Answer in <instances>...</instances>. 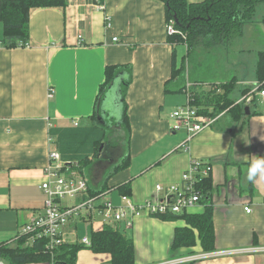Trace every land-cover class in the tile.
<instances>
[{"label":"crops","instance_id":"crops-1","mask_svg":"<svg viewBox=\"0 0 264 264\" xmlns=\"http://www.w3.org/2000/svg\"><path fill=\"white\" fill-rule=\"evenodd\" d=\"M104 3L105 11L92 0H67L65 8L33 10L27 47L6 48L1 43L0 24V244L13 243L20 227L44 208L46 195L41 184L49 152L61 154V141L66 138L73 150H83L86 132H92L99 121L103 126L110 123L95 120L97 99L106 82V68L125 66L131 70L124 92L129 145L126 140L121 143L115 133L99 129L104 133L102 137L100 133V149L95 142L93 149L89 146L86 150L92 152L83 170L90 189L105 183L108 173L128 156V166L111 176L106 186L113 204L122 206L119 186L130 183L127 197L140 207L163 197L157 193V185H181L183 174L194 161L210 162L212 251L216 257L187 264H264V180L249 182L247 178L253 156L264 157V97L258 90L264 81L257 76L259 54L264 52V4L258 7L254 20L245 24L241 37L214 50L199 46L188 55L187 48L184 51L168 42L163 2ZM115 38L118 42H113ZM181 50L187 74L180 83L171 79L174 52L178 66ZM216 51L221 52V60L213 57ZM233 80L236 85L230 98L236 105H244L245 112L249 107L250 115L237 122L227 117V110L213 116L202 114L216 121L189 141L187 132L171 130V116L187 104L190 92H205L203 97L213 91L223 94L221 86ZM121 83L118 79L113 86L120 93ZM246 91L252 93L250 105L243 103ZM208 105L197 108L213 111ZM122 107L123 102L118 110L121 116ZM247 207L251 213L246 212ZM187 212L202 215L205 206L199 204ZM101 221L100 217L74 220L65 231L69 239L81 241L91 231L105 228ZM117 226L133 239L136 264H156L204 250L198 230L184 220L163 221L143 213L134 218L131 229L125 222ZM185 227L193 231L196 243L174 251L176 229ZM234 250L260 251L218 256ZM111 259L110 254L84 249L76 264H111Z\"/></svg>","mask_w":264,"mask_h":264},{"label":"trees","instance_id":"trees-1","mask_svg":"<svg viewBox=\"0 0 264 264\" xmlns=\"http://www.w3.org/2000/svg\"><path fill=\"white\" fill-rule=\"evenodd\" d=\"M164 3L166 9L167 22L174 19L176 28L186 34V39L176 35L168 37V42L176 46L177 44L185 45L188 49V55L193 53L197 47L203 46L210 49L221 44L229 43L230 41L241 37L245 24L254 20L259 6L264 4V0H205L199 3H190L188 0H159ZM67 0H0V24L3 26V38L1 43L8 49L19 47H27L30 42V16L35 9L59 7L65 8ZM186 74V59L182 60L179 66H176V51L173 55V72L172 79L184 81ZM257 76L262 82L264 81V52L259 54L257 64ZM122 80L121 93L122 101L117 102V110L120 109L123 102L122 116L117 113L119 121L113 120L111 123H106V126L101 125L99 121L106 120L110 116L108 112V96L114 89V83ZM131 81V70L125 66H113L106 68V82L101 86L95 109V120L99 121L95 128H91L86 132L88 139L84 140L83 150H73V144H69V140H62L60 147L61 156L67 161H76L80 164V172L84 173L86 163L88 162L92 152H86L89 146L93 149V143L99 144L97 149H100L102 143L101 137L103 132L111 131V133L125 132L126 144L129 145L130 127L126 117V103L124 101L125 88ZM236 81H230L221 86L223 94H215L216 91L202 96L205 92L196 91L190 92L192 105L200 107L213 106V111L199 110L200 114L217 115L227 110V117H231L239 122L241 118L246 116L244 105L235 103L230 98ZM123 88V89H122ZM219 89V88H218ZM249 92H245L248 94ZM205 99V102L203 101ZM105 107V109H104ZM124 113V115H123ZM121 116V118H120ZM111 129H107V128ZM116 129V130H115ZM101 133V137H100ZM112 141L111 143H113ZM67 149V150H66ZM98 156V154L96 155ZM198 170L201 171L205 167H209L211 172L208 177L196 183V186L202 192L201 204L205 206V212L202 215L189 214L187 211L182 214H167L155 215L153 217L163 221L184 220L190 225L191 229H197L200 235V241L204 251H212L214 245V225H213V207L210 205V196L212 189L211 175L212 164L210 162L197 161ZM129 158L124 157L120 164L113 168L108 173L107 180L99 188H91L90 195H97L103 192H108L107 181L116 174L119 170L128 166ZM119 190L123 196L130 195V183L119 186ZM188 227L178 228L175 232V240L173 250L177 251L180 248L194 246L196 243L193 231ZM127 232V231H125ZM121 231L115 226H106L97 231H91L88 238L91 245L85 246L81 241L75 243H67L59 246L53 254L47 251V241L37 240L32 246H25L27 238L23 237L13 243L0 244V259L5 260L9 264H39L51 263L55 264H76L78 253L84 249H90L97 254H110L111 264H136L135 245L130 235Z\"/></svg>","mask_w":264,"mask_h":264},{"label":"built area","instance_id":"built-area-1","mask_svg":"<svg viewBox=\"0 0 264 264\" xmlns=\"http://www.w3.org/2000/svg\"><path fill=\"white\" fill-rule=\"evenodd\" d=\"M93 4L101 11H105L104 0H92ZM107 27L111 26V18L106 17ZM166 33L168 37L176 35L186 39V34L176 28V22L171 19L166 24ZM79 45H82L83 39L80 36ZM113 42H118L115 38ZM264 86H259L260 94L264 97ZM53 95H50L52 97ZM253 102L252 93L248 94L243 103L250 105ZM171 118L174 123L172 131H185L188 133V141L196 134L210 127L216 119L206 117L200 114L199 109L192 105L189 96L185 106L177 108ZM75 126L79 123L75 122ZM186 144V143H185ZM186 149V146H185ZM198 163L194 161L189 171L183 174L181 185H172L164 188L161 185L156 186L157 193L163 197L151 199L147 203L138 207L131 203L127 196L122 197V206H116L109 198V192H103L97 195H90L89 180L84 173L80 172L78 163L63 160L61 154L55 150L49 152V163L44 168L43 174L45 180L41 184V189L46 195L44 208L35 213L29 221L22 225L15 237V241L21 238H27L25 246H32L37 240H46L47 251L51 254L59 246L67 243H75L76 240L68 238L65 228L74 220L89 221L95 217L101 218L104 226H115L118 222H125L126 228L133 227V221L136 216L146 214L153 217L155 215L182 214L191 208L201 204L202 192L196 186L198 181L208 177L211 169L209 167L198 170ZM247 213L252 210L245 208ZM85 246H90L88 237L81 240ZM253 251H230L224 252L218 256L241 255L243 253H255ZM264 251V249H262ZM196 254V253H195ZM216 257L213 251L199 252L189 257L174 258L156 264H187L211 260ZM0 264H9L0 259ZM49 264H55L52 261Z\"/></svg>","mask_w":264,"mask_h":264},{"label":"rangeland","instance_id":"rangeland-1","mask_svg":"<svg viewBox=\"0 0 264 264\" xmlns=\"http://www.w3.org/2000/svg\"><path fill=\"white\" fill-rule=\"evenodd\" d=\"M258 30L260 29V28H257ZM177 46L181 49V48H183L184 49V51H185V49H186V46L185 45H182V44H177ZM217 47V46H216ZM216 47H213V50L216 48ZM222 49V48H221ZM181 54H182V50H181V52H179V67H180V65H181V63H182V60L184 59V57L185 56H181ZM214 58H220V60L222 59V55H221V52L220 51H216V53L214 54V56H213ZM186 74H187V60H186ZM229 83V82H228ZM210 87H213V86H210ZM211 89V88H210ZM107 110H108V112L110 113V116L108 117V119H107V121H109L110 123L113 121V120H115V121H119V119H118V117L116 116V114L117 113H119L118 112V110H117V105L116 104H113L112 102L111 103H108V108H107ZM116 130V129H115ZM116 135H117V138L119 139L120 137H121V143H123V142H125V138H126V134H125V132H121V133H119V132H116L115 133ZM119 134H121V136H119ZM82 231L83 230H81V229H79V234L82 236V234H84V233H82Z\"/></svg>","mask_w":264,"mask_h":264},{"label":"clouds","instance_id":"clouds-1","mask_svg":"<svg viewBox=\"0 0 264 264\" xmlns=\"http://www.w3.org/2000/svg\"><path fill=\"white\" fill-rule=\"evenodd\" d=\"M249 182H256L258 179L264 180V157L253 156V162L248 169Z\"/></svg>","mask_w":264,"mask_h":264},{"label":"water","instance_id":"water-1","mask_svg":"<svg viewBox=\"0 0 264 264\" xmlns=\"http://www.w3.org/2000/svg\"><path fill=\"white\" fill-rule=\"evenodd\" d=\"M119 95H120V93H119V90L118 89H114L112 92H111V94L108 96V103H113V104H117V102H118V98H119ZM246 114L247 115H250V109H249V107H246Z\"/></svg>","mask_w":264,"mask_h":264}]
</instances>
